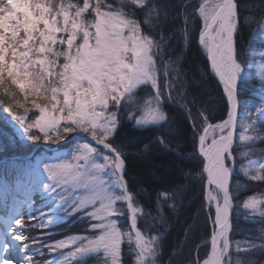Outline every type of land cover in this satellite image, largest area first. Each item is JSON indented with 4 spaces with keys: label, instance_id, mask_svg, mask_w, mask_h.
Returning a JSON list of instances; mask_svg holds the SVG:
<instances>
[{
    "label": "snow or ice",
    "instance_id": "6c2138e0",
    "mask_svg": "<svg viewBox=\"0 0 264 264\" xmlns=\"http://www.w3.org/2000/svg\"><path fill=\"white\" fill-rule=\"evenodd\" d=\"M192 50L189 98L179 61ZM0 113L41 150L17 180L26 212L0 223V254L264 264V0H0ZM147 156L160 159L149 185L128 164ZM56 215L82 227L53 231Z\"/></svg>",
    "mask_w": 264,
    "mask_h": 264
},
{
    "label": "trees",
    "instance_id": "16d2710c",
    "mask_svg": "<svg viewBox=\"0 0 264 264\" xmlns=\"http://www.w3.org/2000/svg\"><path fill=\"white\" fill-rule=\"evenodd\" d=\"M255 47H260L258 42L255 44ZM201 62L202 58L197 55L194 50L188 51L179 61L186 73L185 80L188 84L189 98H191L193 94L199 95L200 89L192 82L199 79L200 72L198 65ZM254 92L255 95H252V99L255 104L258 103L260 99L258 87L254 89ZM168 107L171 111L176 113L178 119L183 122V116L180 114L177 106L170 103ZM33 150H36L34 154ZM38 152H41V150L19 139L16 130L9 123L7 115L0 113V162L5 160L4 163H0V208L3 206V199L7 198L8 201L9 193L6 190V185L22 177L25 166L30 163L29 156L32 154L35 156ZM22 158H25V160H22ZM155 163H160V159L153 156L144 158L130 157L128 164L131 179L134 182L144 183L145 185L152 184L153 181L150 172L153 170L152 166ZM189 211V208L183 209L181 216L178 217L177 222H175V226L172 228L168 237L170 245L175 244L176 240L180 237L182 225L179 221H182L188 215ZM56 225L57 227H55L53 231L72 234L80 230V228H77L79 227L77 224L73 226L71 220L65 221L64 225H62L61 222L56 223ZM29 233L33 232L30 231ZM191 243L192 241H190L189 247H191ZM28 245L31 247L30 251L33 253L35 251V246L32 245L30 241ZM164 259L166 260L167 257Z\"/></svg>",
    "mask_w": 264,
    "mask_h": 264
},
{
    "label": "rangeland",
    "instance_id": "374dc122",
    "mask_svg": "<svg viewBox=\"0 0 264 264\" xmlns=\"http://www.w3.org/2000/svg\"><path fill=\"white\" fill-rule=\"evenodd\" d=\"M33 151H34L33 152V154H34L36 152V150H33ZM33 154L29 156V161L30 162H34L36 160V158L40 156L41 152H38L35 156ZM6 188H7L6 189L7 192L9 194H11V198L10 199H11V201L13 203V207H20L22 211L26 212V207H24V201L30 195L28 187L24 183H17V181H14V182H11V183L7 184ZM33 198L37 199V200L39 199V197H35V196ZM46 211H47V209H46ZM3 220H4L3 218H0V223H2ZM54 220H55V223L61 222V224L64 225L65 221L71 220V219L67 218V217H62V216L56 215V216H54ZM71 222L73 224L72 220H71ZM77 226H79L77 228H81L82 227V225H80V224H77ZM30 231L34 232V230H32V229H29V232ZM37 231H39V230H35L36 233H38ZM30 249H31V247L29 246L28 249H27V254H29V255L33 254L30 251ZM0 255L13 257V259L11 261V264H22L21 254L17 253L15 248L11 249L7 253H3V254H0Z\"/></svg>",
    "mask_w": 264,
    "mask_h": 264
}]
</instances>
